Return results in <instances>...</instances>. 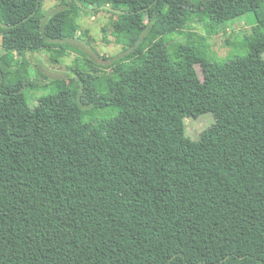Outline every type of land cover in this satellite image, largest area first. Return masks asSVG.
Here are the masks:
<instances>
[{"label":"trees","instance_id":"obj_1","mask_svg":"<svg viewBox=\"0 0 264 264\" xmlns=\"http://www.w3.org/2000/svg\"><path fill=\"white\" fill-rule=\"evenodd\" d=\"M46 1L0 0V264H264V0H57L48 16ZM73 3L117 14L124 54L72 66L31 105L30 70L3 66L46 42L66 55ZM243 18L226 59L195 29ZM204 113L215 123L191 139L185 118Z\"/></svg>","mask_w":264,"mask_h":264},{"label":"rangeland","instance_id":"obj_2","mask_svg":"<svg viewBox=\"0 0 264 264\" xmlns=\"http://www.w3.org/2000/svg\"><path fill=\"white\" fill-rule=\"evenodd\" d=\"M73 4L74 9L77 10L78 3ZM64 7L66 6L60 1L47 0L44 5V13L48 16ZM76 14H78V31L75 38L67 41L66 55L60 56L50 51L49 48H54L56 45L46 42L43 48L36 52H25L21 56L13 52L10 56V62L13 65L3 66L9 71L10 78L17 76L19 72L26 76V70H30V75L36 84L33 87H26L25 85V93L31 105H36L38 98L52 89L54 81L67 84L70 77H75V73L71 69L72 66L79 65L82 68L84 64H90L105 70L115 58L124 54L123 46L115 41L112 32L113 22L117 19V14L104 10L87 14L81 9H78ZM183 23L179 19L175 24L178 29H182L185 28ZM195 29L207 36L206 41L211 45L214 56L219 59H226L234 54L242 53L241 50L245 48V34L251 32L252 25L248 18L239 19L231 23L227 29L212 36L206 34L201 25L196 24ZM186 40L185 36L174 34L170 37L169 44L174 45ZM4 55L5 50L0 46V56L3 57ZM18 61L22 62L19 67L17 66ZM80 92L82 102L90 104L92 96L90 78H87L82 84ZM79 114L80 107L75 104L73 111L68 115L69 123L65 129L67 135L72 133ZM185 123L187 136L197 140L204 130L215 123V117L212 113H204L198 117L188 116L185 118ZM134 169L137 168L134 167Z\"/></svg>","mask_w":264,"mask_h":264}]
</instances>
